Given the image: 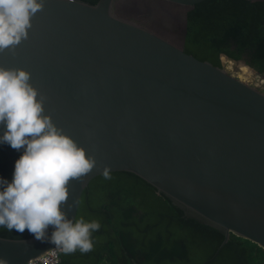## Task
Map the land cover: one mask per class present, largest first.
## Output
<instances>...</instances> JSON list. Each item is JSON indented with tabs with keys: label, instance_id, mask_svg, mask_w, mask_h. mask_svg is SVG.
<instances>
[{
	"label": "water",
	"instance_id": "water-1",
	"mask_svg": "<svg viewBox=\"0 0 264 264\" xmlns=\"http://www.w3.org/2000/svg\"><path fill=\"white\" fill-rule=\"evenodd\" d=\"M198 1L44 0L0 66L28 71L45 114L96 160L69 184V219L108 167L137 174L221 232V244L232 233L264 248V86L184 50L187 11ZM52 247L0 234L8 264Z\"/></svg>",
	"mask_w": 264,
	"mask_h": 264
},
{
	"label": "trees",
	"instance_id": "trees-1",
	"mask_svg": "<svg viewBox=\"0 0 264 264\" xmlns=\"http://www.w3.org/2000/svg\"><path fill=\"white\" fill-rule=\"evenodd\" d=\"M263 6L261 0L196 2L187 11L184 50L214 63H219L220 53L233 58L245 53L254 68L240 61L235 66L241 71L238 76L249 81L264 74ZM20 153L0 144V171L9 174L5 176L9 182L13 173L8 171L14 172ZM109 175L110 179L103 173L93 177L79 200L75 220L100 225L91 233L92 250L62 251V264H202L205 259L204 264H264V248L232 233L218 247L221 232L185 216L137 174L114 170ZM0 229L4 236L30 235L27 229L23 233Z\"/></svg>",
	"mask_w": 264,
	"mask_h": 264
},
{
	"label": "clouds",
	"instance_id": "clouds-1",
	"mask_svg": "<svg viewBox=\"0 0 264 264\" xmlns=\"http://www.w3.org/2000/svg\"><path fill=\"white\" fill-rule=\"evenodd\" d=\"M43 6L44 0H0V52H14L27 39L31 18ZM30 78L26 70L0 66V125L5 129L0 144L22 150L11 182L0 178V227L19 233L27 229L35 239L47 240L66 254L77 249L87 253L99 223L83 218L74 222L63 206L69 199L70 182L82 180L96 160L45 114L46 97ZM103 176L111 178L108 167ZM0 264L8 261L0 259Z\"/></svg>",
	"mask_w": 264,
	"mask_h": 264
},
{
	"label": "built area",
	"instance_id": "built-area-1",
	"mask_svg": "<svg viewBox=\"0 0 264 264\" xmlns=\"http://www.w3.org/2000/svg\"><path fill=\"white\" fill-rule=\"evenodd\" d=\"M253 82L259 86H263L264 77L258 73V76L255 79H252ZM61 252L57 247H52L41 254L29 258L25 264H62Z\"/></svg>",
	"mask_w": 264,
	"mask_h": 264
},
{
	"label": "flooded vegetation",
	"instance_id": "flooded-vegetation-1",
	"mask_svg": "<svg viewBox=\"0 0 264 264\" xmlns=\"http://www.w3.org/2000/svg\"><path fill=\"white\" fill-rule=\"evenodd\" d=\"M250 1H256V0H250ZM261 1H264V0H261ZM193 7V6H192ZM191 7V8H192ZM191 8H189V9H191ZM263 11H264V6H263ZM186 32V31H185ZM184 40H185V35H184ZM183 44H184V41H183ZM242 52H245L244 50L242 51ZM245 53H241V55L239 56V58H233V57H230V56H228V55H226L225 53H220V55H219V59H218V61H219V63L220 64H222V60H223V57H225V58H232V59H234V60H241L242 62H244L245 64H247V65H249V66H251L250 64H248L247 63V61H246V59H245V55H244ZM212 57V59H214L215 58V56H211ZM210 61H212V60H210ZM251 67H253V66H251ZM254 68V67H253ZM263 76H264V74H262ZM263 86H264V84H263ZM22 155V153H20L19 154V157ZM10 174L11 173H13V170L11 169L10 171H8ZM0 175L2 176V178L3 179H5V176H9V174H7V175H5V172H2V171H0ZM75 222V221H74ZM0 231H1V229H0ZM2 232V231H1ZM223 238V237H222ZM228 240V239H227ZM226 240V241H227ZM225 243V242H224ZM223 243V244H224ZM223 244H221V242H220V244H219V246H222ZM218 246V247H219ZM217 247V248H218ZM212 258V256L211 257H209L208 259H211ZM205 261H207V259H205L204 261H203V263L202 264H204L205 263Z\"/></svg>",
	"mask_w": 264,
	"mask_h": 264
},
{
	"label": "rangeland",
	"instance_id": "rangeland-1",
	"mask_svg": "<svg viewBox=\"0 0 264 264\" xmlns=\"http://www.w3.org/2000/svg\"><path fill=\"white\" fill-rule=\"evenodd\" d=\"M222 61H223V62H222V66L225 67V69H226L229 73H231V74H233V75L239 77L238 74H239L241 71L239 70V68H236L235 66H236L237 63H241V62H240L241 60H234V59H232V58H225V57H223V60H222ZM229 61H232V62H229ZM250 67H251V66H250ZM255 71H256V70H255ZM256 72H257V71H256ZM239 78H241V77H239ZM241 79H242V78H241ZM242 80H245V79H242ZM245 81H247V80H245ZM247 82L254 83L253 80H252V78H251L249 81H247Z\"/></svg>",
	"mask_w": 264,
	"mask_h": 264
}]
</instances>
